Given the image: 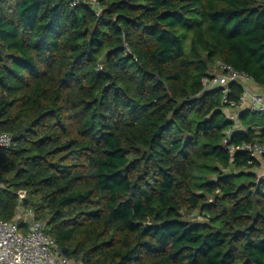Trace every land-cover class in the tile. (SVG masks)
<instances>
[{
    "label": "trees",
    "instance_id": "obj_1",
    "mask_svg": "<svg viewBox=\"0 0 264 264\" xmlns=\"http://www.w3.org/2000/svg\"><path fill=\"white\" fill-rule=\"evenodd\" d=\"M98 1L0 0V220L73 264H264L261 163L224 144L264 116L204 88L264 90V0Z\"/></svg>",
    "mask_w": 264,
    "mask_h": 264
},
{
    "label": "built area",
    "instance_id": "obj_2",
    "mask_svg": "<svg viewBox=\"0 0 264 264\" xmlns=\"http://www.w3.org/2000/svg\"><path fill=\"white\" fill-rule=\"evenodd\" d=\"M80 5H88L100 15L98 0H70V6L76 8ZM220 73L209 80H204V88L212 90L223 88L227 97L230 94L229 87L232 84L240 85L244 88L241 107L258 112L264 116V96L255 95L250 92L249 85L253 80L244 72H238L231 66L218 64ZM248 101L249 107L246 108ZM227 103V101H224ZM233 106V105H232ZM229 119L237 120V115L230 114ZM232 133L228 132V139L224 144L231 155L236 151L248 152L250 155L249 165L259 162L264 155V146L255 141L253 144L243 145L238 148L229 146V138ZM13 145V138L8 134L0 135V148H10ZM25 194L21 193V199ZM22 216H18L13 222H4L0 220V264H73L60 249L57 243L46 235L44 227L35 224L27 228V232L22 234L20 222Z\"/></svg>",
    "mask_w": 264,
    "mask_h": 264
},
{
    "label": "crops",
    "instance_id": "obj_3",
    "mask_svg": "<svg viewBox=\"0 0 264 264\" xmlns=\"http://www.w3.org/2000/svg\"><path fill=\"white\" fill-rule=\"evenodd\" d=\"M249 89H250V92L252 93V94H255V95H263L264 96V90L263 89H261V88H259V87H257L254 83L253 84H250L249 85ZM246 108H248L249 107V105H248V101L246 102ZM236 128L238 129H240V125H239V123H237L236 124Z\"/></svg>",
    "mask_w": 264,
    "mask_h": 264
},
{
    "label": "rangeland",
    "instance_id": "obj_4",
    "mask_svg": "<svg viewBox=\"0 0 264 264\" xmlns=\"http://www.w3.org/2000/svg\"><path fill=\"white\" fill-rule=\"evenodd\" d=\"M260 166L256 169H253L252 172L249 173H255L260 179H264V162L260 161ZM197 217V215L195 216Z\"/></svg>",
    "mask_w": 264,
    "mask_h": 264
}]
</instances>
